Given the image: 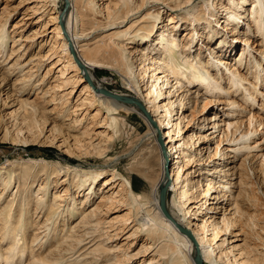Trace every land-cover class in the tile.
I'll list each match as a JSON object with an SVG mask.
<instances>
[{"label": "rangeland", "instance_id": "1", "mask_svg": "<svg viewBox=\"0 0 264 264\" xmlns=\"http://www.w3.org/2000/svg\"><path fill=\"white\" fill-rule=\"evenodd\" d=\"M91 1L94 4L93 9L98 10L109 1L115 3L117 0ZM186 1L188 0H180L181 7L174 8V3L170 0H161L160 3L147 0L146 4L140 8L142 10H138L122 27H118V30L115 27L111 30L106 28L94 31L85 22L87 19L81 18L82 21L75 22L73 16H69V32L76 34L80 49L88 48L87 53L93 56L90 51L93 52L96 49L100 44L99 41L105 40L111 33L130 27L134 22L132 27L137 25L140 27L145 24V15L159 12L157 22L152 20L156 24L153 33H157H152L147 40L145 39L146 41L141 40L140 37L131 39L135 36L137 29L132 35L127 36V39L117 38L114 41L117 51H121L124 56V63L132 68L130 85L133 87L139 85L138 89L143 87L142 90H144L143 85L149 81L150 86V78L145 79L144 82L139 78L136 60L142 53L150 51L151 45V50L155 48L154 39L159 30L165 36L173 35L179 45L175 49L178 53L183 51L186 55L197 57L207 67L213 57L221 56L224 60L217 66L223 72L225 81L220 80L222 84H227L228 76L239 70L249 82H255L256 88L260 89L263 95L257 97L258 101L249 102L250 105L248 103L245 105L246 101L253 99H242L240 96V92L244 91L237 90L232 94V99L242 102L245 106V110L236 109V112L232 113L230 106L224 101L229 98L227 95L230 93H219L215 96L211 93L212 91H209L212 90L211 87L200 89V87L187 85L182 80L180 93L178 92L181 97L179 99L177 94L168 95L175 89L172 70L161 75L166 84L164 92H167V95L165 94L167 97H162L161 100L166 103L168 100L176 99V102L178 100L170 118L175 126L172 133L175 139L173 144L179 150L178 154L180 153L174 165V171L179 173L175 198L174 193L170 194L171 199L174 198V206L177 207L179 201V196H177L178 190L181 189L179 187L182 185L183 191L184 180L188 176V179L194 178L196 185V204L193 211L191 210L195 212V208L199 207L205 199L210 203L211 197L215 196L214 188L217 187L216 183L220 181L222 174L218 173L221 165L229 168L228 174L232 173L231 176L225 178L229 179L227 181L229 184L231 182L227 185L229 189H226L228 192L226 197L218 202L213 200L208 205L209 209L201 210L202 214L198 216L201 218L207 213L204 221L210 217L209 223H206L205 229L200 232L203 246L210 251H208L210 264H226L225 257L218 259L219 245L223 244L222 248L228 251L229 257L237 258L238 249H233V245L239 246L246 252L251 251L250 255H257L258 252L255 253L254 248L260 251L263 241H260L256 234L258 233L264 240L263 231L260 228L250 229L248 224V217L256 215L259 218L258 224L264 229V109L261 110V106L264 108V102H260L261 99L264 100V46L261 37L254 30V23L251 19V10L255 6L253 0H241L242 3L239 5L234 4L231 14L226 16V22H223L222 18L225 0ZM134 2L137 3L139 0H133ZM261 3L264 5V0H261ZM240 6L243 8L241 9ZM62 8L61 0H0V39L3 40L0 44V167H2L0 206L15 198L13 195L18 185L22 183L18 177L24 162L36 161V159L45 161L48 169L45 172L41 171L33 178L34 184L31 180H27L31 189L27 190L29 206L26 207L28 214L25 217L28 219L30 229L26 230L25 237L30 238L32 232L37 227L39 228L38 223H43L46 218L43 210L39 214L33 213L36 200L42 199L49 205L55 197H61L62 199L57 202L60 205V214L57 220L53 218V221L56 220L55 223L49 225L54 232L50 233L47 239L44 237L43 242L45 240L46 242H42L43 246L59 242L56 246H61L60 251L58 250L55 255V259L61 261L59 264H73L74 260H79L81 264H167L164 258L156 254L161 241L158 243L151 241L144 231L147 226L142 228L144 221L154 213L153 202L151 203L154 188L151 189V186L160 175L159 160L153 149L152 138L149 136V127L136 112L130 111L131 113L122 114V116L107 112L105 103L97 98L93 99L85 91L83 84H76V82L75 85L72 84V75L75 73L69 72L63 77L60 75L61 66L55 65V57L48 58L46 54L51 44L56 47L64 41V38L56 39L54 31L56 27L54 18ZM235 15L240 18L236 26H234L237 22ZM100 17L96 16L97 20L103 19ZM183 17H188L190 20L192 17H197L199 21L184 23ZM169 18H173L172 23ZM214 19H219L223 29L214 28L219 38L216 40L215 37L209 35V40L205 35L207 29L204 27L206 21ZM261 24H264V21ZM211 25L214 26V24ZM233 26L234 29L239 28L240 31L236 33L231 30ZM238 37L247 38L248 42L243 44V41L237 39ZM58 48L56 52L59 51ZM130 52H133L135 56ZM161 56L158 63L161 67L159 71L165 67L166 61L163 58L165 55ZM223 62L228 63L229 66L223 68ZM257 63H260L259 66ZM229 67H232L231 71L224 70ZM209 70L213 71V76L218 78L219 74L216 70L213 68ZM95 72L97 79L107 80L102 85L108 91L121 93L127 97L134 96V92L129 91L124 85L121 70L104 67V69L98 68ZM154 73L159 74L157 71ZM67 80L72 82L68 83ZM152 82L154 84L155 81ZM135 84L137 85L134 86ZM187 90L190 91L187 92ZM221 99L222 102H220ZM26 105L29 106L26 107ZM32 106L36 110L33 120L36 118L40 126L34 128L31 135L17 134L18 128L23 127L21 120L25 110H30L29 113L33 112ZM125 106L129 105L125 104ZM110 117L118 118L116 126L110 125ZM249 119H252L250 125ZM237 122L242 124L235 126L234 123ZM254 128L257 129L254 136L241 137L243 132L248 133ZM24 137L35 139V142L30 143L31 140H29V148L23 143H12L15 138L19 140ZM184 142H187L190 147L187 145V148ZM186 152L191 158L190 166L185 164L189 159ZM222 152L228 155L226 159L220 156ZM166 154L169 157L170 153ZM66 166L69 167L68 172L56 176L55 169L63 171ZM33 167L32 175L38 173L43 166L34 165ZM72 167L82 171L94 170L93 172L101 173V176L89 187L77 190L78 179L73 177L74 174L70 170ZM8 172H11L13 180L8 189L4 190L2 184L6 181ZM113 173H119L120 176L128 179L133 193L144 196L142 203L148 205L145 204L139 210L136 204L132 203L130 194L121 185L122 177L117 176L118 178L116 177L110 185L103 186V180H109ZM209 181L210 183L212 181L210 185H215L202 199ZM46 183L45 192L39 190L40 185ZM19 197L18 193L12 206L13 209L18 203L20 205ZM16 211H13V217L17 215ZM178 215L181 219L182 213ZM192 217L193 215L190 220ZM186 218H189V215ZM200 220L197 221V218H194L195 223L201 225L203 222ZM228 222L236 224V227L229 228V231L238 233L235 238L229 231L224 232ZM212 225L216 227V231L218 230V235L213 242H210L213 232ZM240 228L243 231H240ZM42 231L38 229L37 234ZM2 232L0 224V264H9V261L5 260L7 256L5 247L9 244V240H2ZM70 246L73 247L70 248ZM43 249L44 247L42 251ZM93 250H97L95 253L98 254L91 253ZM22 257L18 261L14 259L10 264L30 263L29 256Z\"/></svg>", "mask_w": 264, "mask_h": 264}, {"label": "bare ground", "instance_id": "2", "mask_svg": "<svg viewBox=\"0 0 264 264\" xmlns=\"http://www.w3.org/2000/svg\"><path fill=\"white\" fill-rule=\"evenodd\" d=\"M66 1L69 3V6L66 9V11L64 12V15L61 16L62 20L59 19V13H57L55 18H54V21L56 23V27L54 29L56 39L62 40V38H64V41H62L60 46H56V47L53 44H51L50 48L47 50V54H46L47 57L48 58L51 56L53 58L55 57V59H56L55 65L61 66V68H62V69L60 68V75L62 77L65 74H68L69 72L75 73L74 75H72L73 76L72 77L73 78L72 84L75 85V82H76V84L77 83L83 84L85 91H87L88 94L91 95L93 99L97 98V99H99L105 103V105H106L105 108H106L107 112L121 114L120 116H122V114L126 115L130 111L136 112L146 122V124L149 127L148 129L150 131L149 136L152 138V141L154 143L153 149H154V151H156L155 155L157 156V159L159 160V163H158L159 164V171L158 172H160L159 173L160 175L157 176L158 178L152 183V186H151V189L154 188L153 198L151 197L152 198L151 203L153 202L152 206L154 207V210H153L154 213L152 216H149V218H147V220L144 221L145 224L142 225V228L147 226V228L144 229V231H146V235L148 236V238L151 241H155L157 243H158V241H161L160 247L157 249L156 254L159 255L160 258H162V259L164 258L166 260L167 264H195L194 263V258H195L194 257L195 256L194 242H193V240H191L189 238V236H187L186 234H184L180 231V229H179L180 227L183 228L184 230L188 231L190 233V236L193 237V239H195V243L197 245L199 257H200V260H202V264H210V260H209V254H210L209 252L210 251L205 249V247L203 246V243H202L203 238L200 237V232H203V230L205 229V224L209 223L208 220L210 217H207L204 221V218L207 215V213L205 214L204 217H201L202 219L198 216L202 214L201 210H203V209L208 210L209 209L208 205L211 204V202L213 200H216V202H218L220 199L223 200V198L226 197V193H228V192H226L227 191L226 189L228 188L227 185L229 184V182H227V181L229 179H225V178L227 176H231L232 173L228 174L227 172L229 171V168H226V165H221V167L218 170V173H222V174L220 177V181L216 183L217 187L214 188V191H216L215 196L211 197L212 201L210 203L208 201H206V199H205L204 202L199 207L195 208L196 209L195 212H192V211H193L195 204H196V201H195L196 200V196H195V193H196L195 186L196 185L194 184V178L190 177V179H188L189 178V176H188L187 179L184 180L185 184L183 186V188H184L183 191H182V185L179 187L181 189H180V191L178 190V192H179L178 195L176 194L177 196H179L178 197L179 201L177 200L178 201L177 207L174 206L173 201L175 198V193H176L175 191L177 189L176 186L179 183V175H178L179 173L177 171H174V165L177 163L176 159L179 158L180 153L178 154L179 150L176 149V146H174V144H173V141L175 139L173 138L172 133L174 132L173 127L175 128V126L172 123V120L170 118H171V114L174 111V107L176 106V103L178 102V100H177V102H176V99L174 101L173 100L167 101V98H166V101L168 103L161 100L162 97H165L167 95L166 94L167 92L166 91L164 92V90H165L164 87H166V84L164 83V79H163L164 77H162L161 75L166 74L165 72L168 70L169 71L172 70V74L174 77V84L173 85L175 86V89H174V91L169 92V94H168L169 96L171 94H173L174 96L177 94L176 96L179 97L178 92L180 93V90H181L180 89L181 88L180 83L182 80H184L187 85H193L196 87H200V89H201V87H203V88L211 87L212 90H209V91H212L211 93H214L215 96L216 95L218 96L219 93H227V94L230 93L229 95H227L229 98H227L224 101L226 102V105L230 106V108H231L230 111L232 113L233 112L235 113L236 109L245 110V106L243 105L242 102H241L242 103L241 104L237 100H234L231 98V95L236 93L237 90L238 91L239 90L244 91L243 93L240 92V96L242 97V99H244V98L253 99L251 101H249V100L246 101L245 105H247V103L249 104V102L251 103L255 100L258 101L257 97L262 96L263 95L262 92L260 91L259 88L258 89L256 88L257 86H255V82H253V83L249 82L248 79L246 78V76L242 75L239 70L232 72L228 76L227 84H222L225 81V80H223V72L220 70L219 66H217L218 63H221L222 60H224L223 58H221V56L218 58L213 57V60L211 62H214L215 64H210L211 63L210 62V63H208V67H207L206 65H204L202 63V61H200L201 59H199L197 57H191L188 54L186 55L183 53V51H180V53H178L177 50H175V49H177V47L179 45L177 44L178 42L176 43L173 35L168 34L167 36H165L164 34H161L159 32V30H158L157 37L154 39L155 45H156L155 48H152V50H151V46H152L151 45L150 51H148L147 53H142L140 58L138 57L139 59L136 60V62H138L137 67L139 68V74H138L140 76L139 78H141V80L143 82L145 79L148 80L150 78V86L148 85L149 81H147L143 85V86H145L144 90H142L143 87L141 89H138L140 87H138L139 85L136 86L137 84L134 85L136 87H133L132 85H130V82H129V79L131 76L130 74H132V68H131V66L126 65L124 63V56H123L121 51H119V50L117 51L116 46H115L116 44L114 43V41L117 38H126L127 36L132 35L134 30H136V29L137 30L134 33L135 36H133L131 39L134 40L135 38L140 37L141 40H145V39L147 40V38L153 33L155 25H156L152 20H156L155 22H157V20L159 18V16H158L159 12L155 13V14L154 13H148L147 15H145V17H144L145 24H143L140 27H138V25L132 27V25L135 24V22H134L130 27L125 28L122 31H117L115 33H111L110 35H108V37L105 40L103 39V40L99 41L100 44L97 45L96 49L93 52L90 51V53L93 54V56H92L91 54L87 53L88 48L86 50L80 49L81 46H78L76 34L69 32V26H70L68 24L69 16H73V18L75 19V22H77V20L82 21L81 18L87 19V21H85V22L89 26H91V28L94 29V31L96 29L97 30H99V29L103 30L106 28H109L111 30V29H115V27H117V30H118V27H122V25L125 22H127L130 19V17H133V15L136 14L138 12V10H140V8H142L146 4L147 0H139V2H137V3H135V2L133 3V0H117L115 3H112L111 1H109L108 4H104L98 10L93 9L94 4H93V1H91V0H86V1L84 0L85 2H83L82 0H66ZM153 1L159 2L161 0H153ZM170 1L174 3V6H175L174 8H179L182 5L180 0H170ZM188 1H186V2H188ZM225 1H226V4L223 6L224 14L222 16V18L224 20L223 22L227 21L226 16H227V14H231V11L233 9V5L234 4L239 5L240 3H242L241 0L238 1L239 3L236 2V0H225ZM253 2L255 4V6L251 10V19H252V22L254 23V25H253L254 30L261 37L262 44L264 46V24H261V22L264 21V17H263L264 5H262L261 0H253ZM240 8L242 9L243 7L240 6ZM103 12H104V15H103ZM72 13H73V15H72ZM186 15H188V14H186ZM96 16L97 17L101 16L103 19L97 20ZM235 18H236L237 22L235 23L234 26H236V24L238 23V20L240 19V18L236 17V15H235ZM172 19L173 18H169V21L171 23L173 22ZM182 20H184V23L191 22V21L198 22L199 18L192 17V19L190 20L188 17H183ZM242 23H243V21H242ZM211 24H214V26ZM59 25L63 26V29L66 33V37H64V35H62V32H61ZM205 25L206 26L204 27V29L205 28L207 29L205 35L208 38H209V35L211 37L213 36V37H215L214 39L217 40L219 38L217 36L218 32H216L214 30V28L221 27L223 29V27L221 26V23H219V19H217V20L214 19L213 21H206ZM234 26L231 28V30H234V32L236 31V33H238V31H240V29L239 28L234 29ZM155 33H157V32H154L153 34H155ZM80 39H81V37H80ZM237 39H240L241 41H243V44L248 42V39L247 38L244 39V37L243 38L238 37ZM209 40H210V38H209ZM2 42H3V40L0 39V44ZM117 43H119V42H117ZM222 43H223V41H222ZM123 45H124V43H123ZM56 48H58V50H59L58 52H56L57 51ZM71 53H74L76 58H73V55ZM130 54L134 55L133 52H130ZM161 55H165L163 58H165L166 61L164 63L165 67L162 69V71H159V69L161 67L158 63L160 62V58L162 57ZM97 56H99V57H97ZM137 56H139V55H137ZM239 61H241V60H239ZM132 62H134V61H132ZM259 64L257 63V66H259ZM227 66H229V64L223 62L222 67L227 68ZM104 67L121 70V72L123 73L121 76H123L122 81L124 82V85L126 87H128L129 91L131 90L134 92V96L131 98L134 99L135 103H140L141 105L144 106V108H145L146 112L148 113V115L150 116L151 120H153L155 122V126H153L149 122V120L146 119V116L142 113V111L139 109L138 106L127 104L131 107H129V106L126 107L125 106L126 103L116 102L115 100H112V99L104 96L103 94H100L99 91L101 89L108 91L106 89V87H104L102 85L103 82H105L107 80L105 78L97 79L95 71L98 70V68L104 69ZM209 68L210 69L213 68L214 70H216L218 72V74H219L218 78L216 76H213L212 73H214V72L213 71L210 72ZM231 68L232 67H229L228 69H224V70L231 71L230 70ZM156 71L159 72V74H155L154 72H156ZM150 73H152V74L150 75ZM254 76H256V75H254ZM220 80L223 82L221 83ZM72 81L67 80L66 82L71 83ZM152 81H155L154 84ZM143 82H141V83H143ZM89 84L91 85V87L89 86ZM92 87H93V90H92ZM188 91H190V90H187V92ZM111 93H115V92H111ZM241 93H242V95H241ZM115 94H117V93H115ZM117 95L125 96L121 93H119ZM173 95H171V96H173ZM125 97H127V96H125ZM180 98L181 97H179V99ZM222 101L223 100L221 99L220 102H222ZM261 101L264 102L263 99H261L260 102ZM211 102H212V99H211ZM204 104H206V103H204ZM27 106H29V105H26V107ZM32 108H33V106H32ZM34 109L35 108H33L32 109L33 112H30V113H29L30 110L29 111L25 110L24 115H23L22 120H21V124L23 125V127L18 128L17 134H24L25 135L26 133H28L31 135V131L34 128H38L40 126V125H38V121L35 120L36 119L35 117H34L35 121L33 120V114H35V111H36ZM262 109H264V108L261 106V110ZM177 115H178V113H177ZM118 121H119L118 118H115V117L111 118L110 117V122H111L110 125L111 126L112 125L116 126ZM248 121H249V125H250V123L252 122V119H249ZM234 124H235V126H237L238 122L234 123ZM241 124L242 123H240L238 125H241ZM229 125H228V127H230ZM114 126H112V127H114ZM178 127H176V128H178ZM23 131H25V132H23ZM256 132H257V129L254 128V129L249 130L248 133L243 132L241 137L244 138L247 136L248 137L252 136V135L254 136ZM159 134L163 139V147L165 149V153H168V152L170 153L169 157L167 156L168 158H166L165 155L162 154V152H161L160 143L158 141V139H159L158 135ZM29 140H31L30 143L35 142V139H30L28 137H24V138H21L19 140H17V138H15L12 141V143H14V142L23 143V144H25V146L27 148H29V146H28ZM183 144L188 148L189 144L187 142L186 143L184 142ZM247 147H249V146H247ZM252 148H254V147H252ZM181 151H182V149H181ZM181 154L185 155L184 152H181ZM186 156H187V152H186ZM220 156H222L223 159H226V157L228 155L226 156V153L222 152ZM187 157H189V156H187ZM167 159H168V163H169V165H168L169 185L167 188L168 191H167V195H166L165 206L167 207V211H168L170 217L174 220V222H175L174 224L171 223L170 221H168L164 217V215L161 212L160 206H159V192H160L159 186L162 185L164 182H166L165 165L167 163ZM190 161H191V158L189 157V159L186 160L185 164L190 166L189 165L191 163ZM22 162H24V161H22ZM34 165H37V166L41 165L43 167L41 168L40 171H38V173L36 172L34 175H32V170L34 168L33 167ZM47 166H48V164L45 161H41V160L37 161V159H36V161L35 160L34 161H32V160L25 161L24 166H22L20 168V170H22V171L20 172L18 179L20 181H22V183H20V185H18L17 190L13 195V196H15V198L12 200L6 201L5 203H3L0 206V224H1V231H3L2 232V240L3 239L9 240V244L5 247V250L7 249L6 250L7 256L5 257L6 258L5 260L9 261V264L12 263V261L14 259L16 261H18L20 258H23L22 256H24V255L27 257L29 256V258H28V260L30 261V263L28 262L29 264H59V263H61L60 260L55 259V255L58 252L59 247H61L60 245L56 246L57 244H59V242L56 244H53V243L47 244L46 246L42 245L44 237H45V239H47L48 235L50 233L53 234V232H54V230L52 231V229L50 228L49 225H52L53 223H55V221L58 218V215L60 214V210H59L60 205L57 202L62 199L61 197H55L53 202H51L49 205H47L46 202L42 199L36 200V202L34 204V208H33V210H34L33 213L39 214L43 210V212H45L46 218H45L43 223H38L40 225L39 228L37 227L34 231L32 230L33 232H32V236L30 238L25 237L26 233H27L26 230L30 229L28 227V219H27V217H25V215L28 214L26 207H27V205L29 206V204H28V198L29 197H28L27 190L31 187L30 183H28L29 181L27 182V180L29 179V180H31V183H33V178L35 176H37L41 171L45 172L48 169ZM1 169H2V167H0V173H1ZM55 170L57 171L56 176L64 175L63 173H67L69 170V167L67 168V166H66V168H64L63 171H66V172H63V171L57 170V169H55ZM70 170L74 174L73 177L78 179V183L76 184L77 190L84 189L85 187H89L91 184L96 182L101 176V173L93 172L94 170L93 171H89V170L82 171V170H76L75 167H72V169H70ZM10 173L11 172H8V176L6 178V181H4L2 184L4 190H7L8 187L12 183L13 179L11 178L12 174H10ZM117 176L122 177L119 175V173L118 174L117 173L111 174L109 180L108 179L103 180V186L110 185L111 182L115 181ZM122 178H123V183L121 185L124 186L127 193L130 194L131 199L133 201L132 203H135L136 204L135 206L138 207V209L140 210V208L146 204V203H142V199L144 198V196L135 195V193H133L130 181L124 177H122ZM211 183H212V181H211ZM211 183H210V181L207 183V187L204 190L205 192H203L204 194L202 195L203 196L202 199H204V197L208 194V192H209L208 190L211 189L213 187V185H215V184L210 185ZM230 184H231V182H230ZM46 186H47V183L44 185L43 184L40 185L39 190L41 189L42 191L45 192ZM18 193L20 195V197H19L20 205H19V203L17 204V207L15 208L17 210L16 211L15 209L12 208V206L14 205V202H15V199H16ZM171 193H174L173 199H171V197H170ZM138 201H139V203H138ZM147 203H149V202H147ZM147 205L148 204H146V206ZM175 207L177 208L176 210H175ZM150 210H152V209H150ZM13 211H16V213H17V215L15 217H13ZM178 213H182V218H181L182 220L180 219ZM187 215H189V218H186ZM191 215H193L192 220H190ZM125 216H128V215H125ZM125 216H124V218H125ZM24 217L27 220H25ZM54 217L56 218L55 221H53ZM194 218H197V221L201 219L200 221L203 222V224L201 223V225H200V224L195 223L196 221H194ZM257 218L258 217L256 215L248 217L249 228L250 229L260 228L263 231L262 233L264 234V229L262 227H260V225L258 224L259 218L258 219ZM211 227H213V225ZM234 227H236V224L234 222H228L227 226L224 228V232H228L229 228L232 229ZM38 229H42L43 231L39 232L37 234ZM140 229L141 228L139 227V230ZM47 230L49 232H46ZM241 230H242V228H240V231ZM212 231L213 232H212L210 242H213V240H215L216 236L218 235V230L216 231V227H213ZM229 233L232 234V237H234V238L236 236H238V233L231 232V231H229ZM42 234H43V236L41 237ZM52 237H54V236L52 235ZM256 237L260 241H263L260 245L262 247L261 250L259 249L260 251H256V249L253 247L255 251L254 250H252V251H254L255 253L258 252L257 255H250L251 251L246 252L244 250H241V248L239 246L233 245L232 248L233 249L237 248L238 249L237 251L239 254H238L237 258H235V256L233 258H231L232 256L229 257L228 251L224 250L222 248L223 244H221L218 246V249L220 250L218 259L221 260L225 257L227 260L226 264H264V240L261 239L262 237L258 233L256 234ZM234 238H232V239H234ZM233 241H236V240H233ZM233 241H232V243H234ZM44 242H46V240ZM204 242H205V240H204ZM210 244H212V243H210ZM97 246L99 247V245H97ZM205 246H206V244H205ZM43 247H44V249L42 251ZM72 247L70 246V248H72ZM99 249H100V247H99ZM96 251L97 250H93V251H91V253L92 252L95 253ZM254 252H252V253H254ZM95 254H98V253H95ZM211 254H212V252H211ZM100 256H102V255H100ZM82 260H80V261L82 262ZM78 262H79V260H74L73 264H81L80 262L79 263ZM119 264H121V263H119Z\"/></svg>", "mask_w": 264, "mask_h": 264}, {"label": "water", "instance_id": "3", "mask_svg": "<svg viewBox=\"0 0 264 264\" xmlns=\"http://www.w3.org/2000/svg\"><path fill=\"white\" fill-rule=\"evenodd\" d=\"M63 2V8L61 10V12L59 13V19H61V16L64 15V12L66 11V9L68 8L69 6V3L66 1V0H61ZM60 29H61V32H62V35H64V37H66V33L63 29V26L60 25ZM73 55V58H76L75 57V54L74 53H71ZM89 86L91 87V85L89 84ZM93 88V87H92ZM100 94H103L104 96L112 99V100H115L116 102H123V103H126V104H131V105H136L139 107V109L142 111V113L146 116V119L149 120V122L155 126V122L153 120H151L150 116L148 115V113L146 112L145 108L143 105H141L140 103H135L134 99L131 98V97H125V96H121V95H117L115 93H111L109 91H106L104 89H101L100 91ZM159 139V143H160V148H161V152L162 154L165 155L166 158L167 157V154L165 153V149L163 147V139L162 137L160 136V134L158 135ZM168 159H167V163L165 165V178H166V182H164L162 185L159 186V189H160V192H159V206H160V209H161V212L162 214L164 215V217L170 221L171 223H175L174 220L170 217L168 211H167V207L165 206V202H166V195H167V191H168V185H169V181H168V178H169V171H168ZM180 231L184 234H186L187 236H189V238L191 240H193L194 242V246H195V258H194V263L195 264H202V260H200V257H199V252H198V248H197V245L195 243V239H193V237L190 236V233L186 230H184L183 228H179Z\"/></svg>", "mask_w": 264, "mask_h": 264}]
</instances>
